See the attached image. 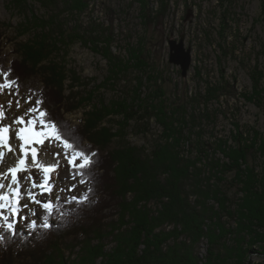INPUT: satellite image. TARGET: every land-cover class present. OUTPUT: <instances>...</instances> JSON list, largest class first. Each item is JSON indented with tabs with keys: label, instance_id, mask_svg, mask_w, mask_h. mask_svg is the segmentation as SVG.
Listing matches in <instances>:
<instances>
[{
	"label": "rangeland",
	"instance_id": "374dc122",
	"mask_svg": "<svg viewBox=\"0 0 264 264\" xmlns=\"http://www.w3.org/2000/svg\"><path fill=\"white\" fill-rule=\"evenodd\" d=\"M146 2L145 7L142 0H32L27 2L28 10L24 14L25 12L18 10L16 0H0V59L7 60L8 68L14 67L11 64L16 62L14 71L23 82L19 87V97L9 96L8 90L5 89L0 94V104L6 108L8 100L12 99L10 110H15L13 117L17 118L33 107L36 99H41L44 101L41 108L47 107L52 115H63L64 129L68 134L72 133L70 137L74 141L84 146L83 143L89 145V141H86L89 136L85 131L88 129L85 112L91 109L94 103L99 102H104V107L110 108L112 102L122 100L129 92L133 95L140 80L147 82V78L153 76L151 78L157 81L156 88L166 91L165 102L178 104L173 105L177 116L184 118L187 128H190V140L185 144L186 155L193 152L201 158L197 161L195 159L197 168L193 169L195 175L191 199L198 200L201 209L215 215L219 212L218 206L223 198L227 202L223 190H219V187L226 188L225 182L220 178L223 174L219 172L218 167L224 160L220 147L226 148L228 153H232V149L240 144L241 147H247L244 151L248 163L258 168L256 173L264 182V91L260 99L249 98L251 95H248L253 91V70H261L264 75V0ZM163 4L167 15L153 19ZM42 22L46 24L42 25ZM42 28L59 39L68 33L75 34L69 44L60 42L53 47L54 53L57 52L54 56L55 65L63 62L67 65V70L69 69V75L75 70L80 77L73 83L75 87L72 93L66 89L57 96L54 93L57 88L43 82L44 72L40 68L21 62V57L15 51L18 47L15 44H30L32 41L27 40L35 37L39 39ZM183 34L185 47L191 49L192 56L186 75H183L180 64L170 60V40L180 41ZM107 50L111 51L112 60L106 58ZM117 63L129 69L125 78L121 76L122 79L117 82H110V69ZM260 80L264 86V76ZM69 84L70 79L65 87L68 88ZM215 85L222 91L217 92V97L214 92ZM66 94H71L70 99L79 95L80 99H72L67 105V96L63 97ZM28 96H32V101L25 103ZM88 96L91 103L86 99ZM17 98L23 105L20 108L15 104ZM199 101L202 104H199ZM77 102L85 104L78 108ZM108 118L112 121L105 124L112 125V130L116 132L122 118ZM130 124L128 129L122 131L123 139L115 138L109 144L97 146L102 149L103 154H111L112 150L119 147L124 151L127 143L150 149L154 137L161 132V127L155 119L148 135L140 132L136 126L137 122L132 121ZM242 138H245V141ZM41 151L46 153L40 156L43 162L47 164L59 160V167L56 173L51 175V182L54 184L51 194L40 195L39 189H33L30 182L22 181L21 203H29V207L36 213L29 216L28 210L24 209L22 213L27 218L16 217L15 229L24 230L26 233L29 232L27 225L30 221L36 220L37 225L41 224L46 213L40 205L27 199L24 189L35 192L37 199L47 201L55 200L57 196L62 200H69L73 196L81 197L91 188L87 182L79 183L80 176L75 180L70 178L72 169L64 157L62 148L50 147L45 141ZM56 152H60V155L54 156ZM76 162L81 161L78 159ZM106 167L102 165L98 172L103 181H110L111 172ZM30 171L39 184L43 179L42 171L35 167ZM24 175L27 173L22 176ZM73 184L76 187L68 191ZM106 193L101 189L97 193L100 208L104 207L103 216H109L111 209H114L113 199H108ZM127 194L132 199V193ZM231 194L234 195L232 191L229 192V195ZM242 196L241 194L239 198ZM4 214L8 215L7 210H4ZM52 215L50 219L54 221ZM222 219H226L225 216ZM3 223L0 219V224ZM259 230H264V225H261ZM207 244V239L200 242L199 255L202 258L207 252ZM261 244L264 246V241L252 243L247 240L246 246L249 249L247 248L246 258L241 262L232 260L230 264H264V247Z\"/></svg>",
	"mask_w": 264,
	"mask_h": 264
},
{
	"label": "trees",
	"instance_id": "16d2710c",
	"mask_svg": "<svg viewBox=\"0 0 264 264\" xmlns=\"http://www.w3.org/2000/svg\"><path fill=\"white\" fill-rule=\"evenodd\" d=\"M16 1L18 10L26 14L27 2L32 0ZM146 3V0H142L143 6L146 7ZM166 11L163 4L153 19L164 18ZM41 32L39 39L35 37L27 40L32 41L30 44H15L18 46L15 50H18L17 55L21 57V62L44 72L43 82L57 88L54 91L57 96L66 89L72 93L75 87L73 83L80 77L75 70L69 75V69L63 62L55 65L54 56L57 52L54 53L53 47L60 42L69 44L74 39L73 33L66 35L65 32L66 36L59 39L44 28ZM105 56L112 60L110 50H107ZM6 63L7 60L1 58L0 69H9ZM15 64L11 66L15 67ZM14 67L10 68L12 73L9 79L18 78L19 85H23ZM128 69L122 64H113L108 81L117 82L122 79L121 76L125 78ZM251 76L253 91L248 94L251 95L249 98L260 99L264 91L260 79L264 75L261 70L255 69ZM151 77H148L149 80L147 78V82L140 80L133 95L129 92L122 100L112 102L110 108L104 107V102H99L85 112L88 129H84L88 132L86 141H89V145L83 143L82 146L70 137L64 129L63 115H52L47 107L44 108L57 123L65 139L78 144V150L88 155L97 154L93 158L97 162L83 170L93 191L85 193L88 202L82 204L67 203L68 200L62 198L53 201L58 207L51 214L54 221L49 218L52 226L48 229L40 227V224L35 231L29 229L28 233L24 230L8 232L4 228L0 229V235L5 237L0 242V264H230L232 260L241 262L246 258L247 240L252 243L264 241V230H259L264 225V182L256 173L258 168L248 163L244 151L247 147L237 145L232 153L220 147L224 160L218 167L226 188L219 187V190H223L227 202L223 198L218 206L219 212L208 214L200 208L198 200L191 199L195 175L193 169L196 167L195 162L201 158L199 154H190L189 150L186 155L185 144L190 140V128H187L184 118H178L176 108L173 107L178 104L165 102L166 91L158 90L157 81ZM68 79L71 84L67 88L65 85ZM220 91L217 85L214 90L216 97ZM70 95L63 96L68 98L67 105L70 100L80 99L79 95L70 99ZM86 99L92 102L89 96ZM82 104L85 103L80 102L77 107ZM199 104L202 102L199 101ZM108 117L122 118L116 132L112 130V125H107L110 120ZM153 119L160 125L161 132L154 137L150 149L127 143L124 151L119 147L112 150L111 154H103L102 149L97 147L109 144L115 138L123 139L122 131L128 129L132 121L137 122L140 132L148 135ZM242 140L245 141V138ZM200 155L203 156L202 151ZM102 165L107 166L111 172L110 181L102 180L98 172ZM100 189L107 192L108 199H113L114 209L110 208L112 214L109 213V216H103L104 207L100 208L97 194ZM230 191L236 197L229 195ZM128 192L132 193V199L128 197ZM241 194L243 196L239 198ZM223 216L226 219H222ZM202 239L208 241L203 258L199 255Z\"/></svg>",
	"mask_w": 264,
	"mask_h": 264
},
{
	"label": "snow or ice",
	"instance_id": "6c2138e0",
	"mask_svg": "<svg viewBox=\"0 0 264 264\" xmlns=\"http://www.w3.org/2000/svg\"><path fill=\"white\" fill-rule=\"evenodd\" d=\"M11 73L12 70L10 68L7 70L0 69V94L7 89L9 96L19 97L20 85L18 78L9 79ZM13 88H15V91H13ZM31 101L32 96L25 98V103ZM43 103L44 101L41 99H36L33 107L28 108L24 115L12 121V125L16 126L14 135L21 142L19 147L21 155L10 165L7 163L6 154L14 152L10 143L13 135V127L5 122L7 119L6 109L4 105H0V165H6V171H0V189H8V191H0V219L4 222L0 224V228H4L8 232H14V221L16 217L20 219L27 218L23 215L22 210L27 209L29 216L36 214L35 210L29 207V203H21L22 181L30 182L33 189H39L40 195L52 193L54 184L51 182V175L56 173L59 167V160H54V162L46 164L40 159L41 155H46V153L41 151V147L44 146L45 141L48 142V146L50 147L63 149L64 157L68 160L72 169L69 174L70 178L75 180L77 176H80V184L87 182L83 170L97 162L93 159L97 155L96 153L88 155L84 151L78 150V144H74L69 139L63 137L60 129L57 127V123L53 121L46 110L41 108ZM12 104V99H9L7 108L10 109ZM15 104L17 108L22 107L19 98L16 99ZM53 155L59 156L60 152H56ZM78 159L81 161L80 163L76 162ZM32 167L37 168L43 173V179L39 184L36 183L32 176L30 171ZM21 173H27V175L21 176ZM3 181H8V183L5 184ZM75 187L76 185L73 184L68 191H71ZM61 191L64 190L61 189ZM91 191L93 189L89 188L88 192ZM24 192L31 203L40 205L45 210L46 214L42 217V223L39 226L44 229L50 228L52 225L49 223V218L58 205H54L51 199L47 201L37 199V194L29 189H24ZM55 199L59 200V196L55 197ZM66 202L82 204L88 202V196L86 194L81 197L73 196L71 200ZM4 210H7L8 215L4 214ZM27 227L35 231L38 227L37 221L31 220ZM4 240L5 237L0 235V242Z\"/></svg>",
	"mask_w": 264,
	"mask_h": 264
},
{
	"label": "bare ground",
	"instance_id": "6f19581e",
	"mask_svg": "<svg viewBox=\"0 0 264 264\" xmlns=\"http://www.w3.org/2000/svg\"><path fill=\"white\" fill-rule=\"evenodd\" d=\"M78 1V0H77ZM77 4V3H76ZM81 4V3H80ZM73 6V5H72ZM83 6V5H82ZM79 7H81V6H79ZM54 8V7H53ZM34 16V15H33ZM74 28V27H73ZM76 28V27H75ZM75 35V34H74ZM22 49V48H21ZM2 50V49H1ZM18 51V50H17ZM34 51V50H33ZM41 52V51H40ZM6 56V55H5ZM47 56V55H46ZM21 64V63H20ZM23 64V63H22ZM41 66V65H40ZM51 66V65H50ZM30 69V68H29ZM136 69V68H135ZM46 70V69H45ZM42 71V70H41ZM29 73H31V72H29ZM79 76V75H78ZM51 78V77H50ZM52 81V80H51ZM52 89V88H51ZM60 92V91H59ZM56 93V92H55ZM62 99V98H61ZM97 99V98H96ZM52 101V100H51ZM126 103V102H125ZM1 105V104H0ZM23 106V105H22ZM75 106V105H74ZM6 109V117H7V119H6V123L7 124H9V125H12V121L13 120H15L16 119V117L14 116L13 117V114H15V110H13V109H8L7 107L5 108ZM22 115V114H21ZM12 117V118H11ZM159 117V116H158ZM159 119V118H158ZM174 126V125H173ZM12 127H13V135H12V138H11V140H10V143H11V145H12V147H13V149H14V152L13 153H11V154H6V159H7V163H8V165H10V164H12V163H14L19 157H20V152H19V147H20V141L15 137V135H14V132H15V130H16V126L15 125H12ZM69 135H71V134H69ZM174 144V143H173ZM42 148V147H41ZM44 149V148H43ZM218 149H219V147H218ZM226 151V150H225ZM171 165V164H170ZM181 165V164H180ZM192 165V164H191ZM59 170V169H58ZM109 170V169H108ZM0 171H6V165H0ZM33 171V170H32ZM21 176L23 175V173H21L20 174ZM93 175V174H92ZM185 177V176H184ZM113 181V180H112ZM5 184H7L8 183V181H3ZM54 182V181H53ZM106 183V182H105ZM104 183V184H105ZM22 185V184H21ZM22 188V187H21ZM122 188V187H121ZM174 188V187H173ZM177 188V187H176ZM158 189V188H157ZM0 191H8V189L7 188H5V189H0ZM158 191V190H157ZM144 193H145V191H143ZM143 193V194H144ZM149 193V192H148ZM179 193V192H178ZM22 195V194H21ZM92 195V194H91ZM96 199H97V197H96ZM177 199V198H176ZM137 200V199H136ZM23 201V197H22V200H21V202ZM95 202V201H94ZM89 205V204H88ZM111 205V204H110ZM176 205V204H175ZM81 206V205H80ZM86 206V205H85ZM170 206V205H169ZM84 207V206H83ZM85 208V207H84ZM93 208V207H92ZM89 209V208H88ZM56 210V209H55ZM85 210V209H84ZM95 210V209H94ZM165 210V209H164ZM157 211V210H156ZM166 211V210H165ZM76 213V212H75ZM80 213V212H79ZM143 214V213H142ZM70 215V214H69ZM98 215V214H97ZM160 215V214H159ZM59 216V215H58ZM61 216H62V214H61ZM77 216V215H76ZM80 217V216H79ZM98 217V216H97ZM170 217V216H169ZM64 218V217H63ZM62 218V219H63ZM66 218V217H65ZM64 218V219H65ZM87 218H89V217H87ZM166 218V217H165ZM61 219V218H60ZM149 220V219H148ZM173 220V219H172ZM87 221V220H86ZM67 221H65V223H66ZM71 222H72V220H71ZM176 222V221H175ZM60 223V222H59ZM73 224V223H72ZM78 224V223H77ZM155 224V223H154ZM192 224V223H191ZM190 224V225H191ZM57 226V225H56ZM65 226V225H64ZM78 226V225H77ZM59 227H60V225H59ZM75 227V226H74ZM72 228V227H71ZM81 229V228H80ZM174 229V228H173ZM192 229H195V228H192ZM72 230H74V229H72ZM75 232V231H74ZM177 232V231H176ZM78 233V232H77ZM215 233V232H214ZM77 237V236H76ZM54 239V238H53ZM72 239V238H71ZM79 239V238H78ZM79 241V240H78ZM53 242V241H52ZM51 242V243H52ZM213 242V241H212ZM57 243V242H56ZM4 248V247H3ZM5 249V248H4ZM6 250V249H5ZM45 252V250L43 251V253ZM37 255V254H36ZM48 255V254H47ZM38 256V255H37ZM41 256V255H40ZM43 256V255H42ZM8 257V256H7ZM10 257V256H9ZM34 257H36V256H34ZM37 258H39V257H37ZM43 258V257H42ZM175 258V257H174ZM173 258V259H174ZM41 259V258H40ZM192 259V258H191ZM42 260V259H41ZM44 260V259H43ZM187 261V260H186ZM191 261V260H190ZM201 261V260H200Z\"/></svg>",
	"mask_w": 264,
	"mask_h": 264
},
{
	"label": "water",
	"instance_id": "95a60500",
	"mask_svg": "<svg viewBox=\"0 0 264 264\" xmlns=\"http://www.w3.org/2000/svg\"><path fill=\"white\" fill-rule=\"evenodd\" d=\"M170 46V60L174 63L180 64L183 75H186L191 64L192 56L191 49H186L185 47L184 34L182 35L180 41L175 39L170 40Z\"/></svg>",
	"mask_w": 264,
	"mask_h": 264
}]
</instances>
